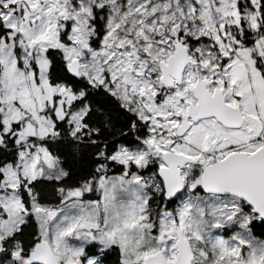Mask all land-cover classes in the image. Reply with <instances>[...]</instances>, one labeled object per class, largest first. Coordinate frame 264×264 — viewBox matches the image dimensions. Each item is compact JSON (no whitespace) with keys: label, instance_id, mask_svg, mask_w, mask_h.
<instances>
[{"label":"snow or ice","instance_id":"1","mask_svg":"<svg viewBox=\"0 0 264 264\" xmlns=\"http://www.w3.org/2000/svg\"><path fill=\"white\" fill-rule=\"evenodd\" d=\"M0 264H264V0H0Z\"/></svg>","mask_w":264,"mask_h":264}]
</instances>
